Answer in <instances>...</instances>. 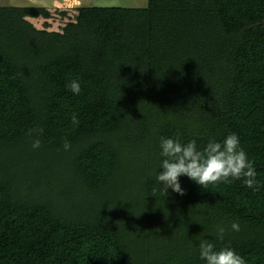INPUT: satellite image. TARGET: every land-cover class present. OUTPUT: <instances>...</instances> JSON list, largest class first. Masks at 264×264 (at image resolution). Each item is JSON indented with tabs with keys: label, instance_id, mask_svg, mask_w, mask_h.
<instances>
[{
	"label": "trees",
	"instance_id": "trees-1",
	"mask_svg": "<svg viewBox=\"0 0 264 264\" xmlns=\"http://www.w3.org/2000/svg\"><path fill=\"white\" fill-rule=\"evenodd\" d=\"M38 15L0 5V264H206L202 239L264 264V0L80 6L59 31ZM232 133L259 190L180 176L164 196L161 137Z\"/></svg>",
	"mask_w": 264,
	"mask_h": 264
},
{
	"label": "clouds",
	"instance_id": "clouds-1",
	"mask_svg": "<svg viewBox=\"0 0 264 264\" xmlns=\"http://www.w3.org/2000/svg\"><path fill=\"white\" fill-rule=\"evenodd\" d=\"M74 94L79 95L81 91L77 80H71L67 85ZM71 122L78 126L80 121L75 113L71 116ZM43 129H29L27 135L34 133L37 137ZM32 148L38 149L41 146L39 138L32 141ZM71 144L65 139L63 149L70 150ZM160 155L163 157L157 173L156 180L162 185L164 196L167 190L184 195V190L179 183L180 176H186L194 181L201 188L207 189L209 185L230 184L233 180L243 179V183L248 188L259 190L254 162L248 159L246 152L240 147L239 137L229 134L222 142L209 141L202 149H198L195 140L181 143L178 139L161 137ZM232 231H240L238 222L230 225ZM226 232L224 226L217 227V238L223 239ZM199 256L206 264H246L243 257L238 255L230 247H223L216 250V246L208 239L199 241Z\"/></svg>",
	"mask_w": 264,
	"mask_h": 264
},
{
	"label": "rangeland",
	"instance_id": "rangeland-1",
	"mask_svg": "<svg viewBox=\"0 0 264 264\" xmlns=\"http://www.w3.org/2000/svg\"><path fill=\"white\" fill-rule=\"evenodd\" d=\"M146 2L147 0H0V5L45 6L49 11L47 17L38 15L26 16V18L37 28L59 31L64 23L75 19L80 6H144Z\"/></svg>",
	"mask_w": 264,
	"mask_h": 264
}]
</instances>
